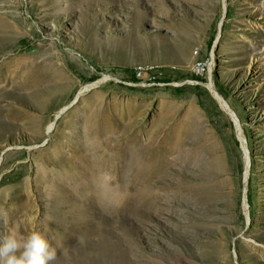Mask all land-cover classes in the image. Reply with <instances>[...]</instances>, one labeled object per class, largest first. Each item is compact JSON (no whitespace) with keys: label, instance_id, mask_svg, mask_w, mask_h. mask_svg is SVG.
Returning a JSON list of instances; mask_svg holds the SVG:
<instances>
[{"label":"rangeland","instance_id":"374dc122","mask_svg":"<svg viewBox=\"0 0 264 264\" xmlns=\"http://www.w3.org/2000/svg\"><path fill=\"white\" fill-rule=\"evenodd\" d=\"M12 229L55 264H264V0H0Z\"/></svg>","mask_w":264,"mask_h":264},{"label":"clouds","instance_id":"9594fccd","mask_svg":"<svg viewBox=\"0 0 264 264\" xmlns=\"http://www.w3.org/2000/svg\"><path fill=\"white\" fill-rule=\"evenodd\" d=\"M56 259L57 247L42 231L12 229L0 237V264H55Z\"/></svg>","mask_w":264,"mask_h":264},{"label":"built area","instance_id":"2783aa9c","mask_svg":"<svg viewBox=\"0 0 264 264\" xmlns=\"http://www.w3.org/2000/svg\"><path fill=\"white\" fill-rule=\"evenodd\" d=\"M194 73L197 75H205L209 72V66L207 61L202 58H198L194 61L193 64Z\"/></svg>","mask_w":264,"mask_h":264},{"label":"bare ground","instance_id":"6f19581e","mask_svg":"<svg viewBox=\"0 0 264 264\" xmlns=\"http://www.w3.org/2000/svg\"><path fill=\"white\" fill-rule=\"evenodd\" d=\"M141 146V145H140ZM100 159V158H99Z\"/></svg>","mask_w":264,"mask_h":264}]
</instances>
